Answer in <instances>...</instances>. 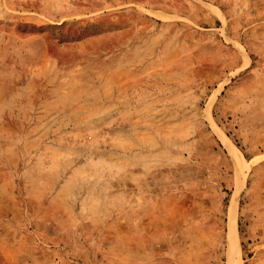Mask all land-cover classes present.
<instances>
[{"label":"rangeland","instance_id":"374dc122","mask_svg":"<svg viewBox=\"0 0 264 264\" xmlns=\"http://www.w3.org/2000/svg\"><path fill=\"white\" fill-rule=\"evenodd\" d=\"M236 256L264 264V0H0V264Z\"/></svg>","mask_w":264,"mask_h":264},{"label":"bare ground","instance_id":"6f19581e","mask_svg":"<svg viewBox=\"0 0 264 264\" xmlns=\"http://www.w3.org/2000/svg\"><path fill=\"white\" fill-rule=\"evenodd\" d=\"M218 131L221 134L223 142L226 144V146H228L231 149V151L234 152V154L239 159L240 163L243 164L245 160H244L242 153L239 151V149L232 143V141L221 130L218 129ZM235 208H236V200L233 202V204L231 205V209H230L231 211L230 230H231V233H233V235L236 237L237 227H236V221H235ZM237 257L238 256H236L234 260L233 259L231 260V264H240L239 259Z\"/></svg>","mask_w":264,"mask_h":264}]
</instances>
